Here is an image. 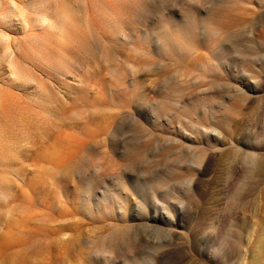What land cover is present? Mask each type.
<instances>
[{
	"label": "rangeland",
	"instance_id": "1",
	"mask_svg": "<svg viewBox=\"0 0 264 264\" xmlns=\"http://www.w3.org/2000/svg\"><path fill=\"white\" fill-rule=\"evenodd\" d=\"M212 1L221 15L209 14ZM14 5L0 17V30L49 63L44 73L64 77L66 85L49 105L51 115L35 111L30 95L44 92L38 77L15 74L0 42V96L20 88L29 101L16 109L0 97V264H264V238L259 248L246 244L264 214V52L256 50L264 49V0ZM42 12L60 29L46 28L48 34L38 22ZM184 16L203 24L187 29ZM229 31L231 70L222 75L213 70L208 45ZM243 73L263 80L249 89ZM108 122L121 124L115 136L127 143L109 141L105 152L97 139ZM124 144L138 152L128 161ZM180 180L187 182L174 184ZM170 228L182 235L176 246L164 242ZM229 228L246 231L233 248Z\"/></svg>",
	"mask_w": 264,
	"mask_h": 264
},
{
	"label": "bare ground",
	"instance_id": "2",
	"mask_svg": "<svg viewBox=\"0 0 264 264\" xmlns=\"http://www.w3.org/2000/svg\"><path fill=\"white\" fill-rule=\"evenodd\" d=\"M138 2V1H137ZM211 2V1H210ZM212 2H214V1H212ZM215 3V6L211 9V11H210V13L209 14H211V15H217V16H219V15H221V8H220V6H218L217 5V3L216 2H214ZM219 3V2H218ZM9 4L11 5H14V0H0V17L3 15V17H7V15H8V12L7 13H4V10L8 7H10L11 8V6H9ZM143 4V3H142ZM147 4V3H146ZM16 5V4H15ZM14 5V6H15ZM134 5V4H133ZM139 5H141V3L139 4ZM145 5V4H144ZM138 7V6H137ZM11 10H12V8H11ZM10 10V11H11ZM11 12H13V11H11ZM134 12H136V11H134ZM10 14V13H9ZM188 14V13H187ZM188 16V15H187ZM38 22L40 23V26L48 33V34H50L48 31H47V29H51V30H56V29H60L59 28V26H56L55 24H54V20H53V18H51V17H49L48 16V14L46 13L45 14V12H42V13H40V14H38ZM184 17H186V16H184ZM193 17H195V16H193ZM186 19H187V21H185L184 20V22L182 23V24H184L185 25V28H187V29H191L192 27H194V26H199L200 24H203V19H198V21L197 20H193L192 18L191 19H189V18H187L186 17ZM183 20V19H182ZM189 20V21H188ZM191 20H193V21H191ZM23 21H24V23H25V26H24V28L26 29V27L27 26H29V18H24L23 19ZM44 26H42V25ZM65 25V24H64ZM183 25V26H184ZM47 28V29H46ZM184 28V29H185ZM64 29V28H63ZM63 29H61V31H63ZM195 29V28H194ZM215 30V29H214ZM232 31H229V34H227V33H225V34H227L225 37H224V41L222 42V40L220 39V41L217 39V41H219L218 43L216 42V43H214V44H211V46H210V44L208 45V48H209V52H211V56H212V62H213V70H215V71H218L217 73H222V75H223V73L225 74L227 71H230L231 70V66H230V62H229V59L231 58V52L233 51L232 49H233V47L227 42V40L229 41V38H230V36L234 33V32H232ZM59 34H58V36L59 37H62L63 36V34H61V32H58ZM206 33V32H205ZM208 33V32H207ZM209 33H211L212 35H213V33H212V31L211 32H209ZM215 34H216V32H214ZM182 34V33H181ZM211 34H207V36H209L210 37V35ZM214 34V35H215ZM252 35V34H251ZM164 36V39L166 40V41H168V39L169 40H171L170 38H168V36H169V34L167 35V33H165V35H163ZM190 36V35H189ZM192 36L193 37H195V35H193L192 34ZM191 37V36H190ZM192 37V38H193ZM215 37H216V35H215ZM219 37V36H218ZM223 37V36H222ZM13 36H11V34L10 33H8L7 31H4V30H0V42L2 41V43H3V48H4V53L7 55V56H9V64L12 66V68L15 70L14 71V73L15 74H19L20 72H23V73H25L28 77H30V78H34V77H38V79L39 80H37V83H38V86H39V88H40V86L43 88V93L42 94H40V95H35V94H33V93H31V95H30V100L29 101H31V102H29V101H27V103L29 102V103H34L35 104V106L36 107H38V109L37 110H35V111H37V112H39L38 110L40 109L41 111L40 112H42V114H48V116L49 115H51V110L49 109V105L51 104V103H53L54 101H56V99H57V97H59V96H64V94H65V92H64V94H62L61 92V90L62 89H60V87H61V83H63V85H66V83L65 82H62L63 80V78L62 77H60L59 75H53V74H49V73H44V72H47L46 70H45V68H44V66H46V67H49L50 65H49V63H47L46 61L45 62H41V57H38V56H36V55H32V57L28 54V53H26L23 49H22V47H21V45L20 44H18V45H16L15 46V44H13ZM194 39V38H193ZM193 39H191V40H193ZM97 40V39H96ZM173 40H175V39H173ZM212 40V39H211ZM247 40V39H246ZM99 41V40H98ZM166 41H165V44H166ZM92 42V41H91ZM171 42V41H170ZM213 42V41H212ZM250 42V41H249ZM90 43V42H89ZM96 43V42H95ZM174 43V42H173ZM182 43V42H181ZM180 43V44H181ZM184 43V42H183ZM91 44V43H90ZM98 44V43H97ZM164 43H163V45H165ZM167 44H169V42L167 43ZM177 44H179V43H177ZM185 44V43H184ZM183 44V45H184ZM239 44V43H238ZM244 44V43H243ZM173 45V44H172ZM207 45V44H206ZM233 45V44H232ZM90 46V45H89ZM175 46V45H174ZM179 46V45H178ZM177 46V48L176 49H178L179 47L181 48L182 46H179L178 47ZM189 46V45H188ZM92 47V46H91ZM95 47V46H94ZM168 47H171L170 45H168L167 46V48ZM176 47V46H175ZM185 47V46H184ZM183 47V49H185ZM251 47V46H250ZM254 47V46H253ZM256 47H257V45H256ZM256 47L254 48V49H256ZM164 48H166V46L164 47ZM167 48H166V50H167ZM174 48V47H173ZM189 48V47H188ZM245 48V47H244ZM249 48V47H248ZM252 48V47H251ZM91 49V48H90ZM163 49V48H162ZM170 49V48H169ZM168 49V50H169ZM182 49V48H181ZM180 49V50H181ZM190 49V48H189ZM246 49V48H245ZM93 50V49H92ZM164 50V49H163ZM166 50H164L165 52H166ZM167 50V51H168ZM174 50H175V48H174ZM232 50V51H231ZM247 51H248V49H246ZM256 50H258V52H261L262 53V51L264 52V49H263V46H261V47H258V49H256ZM170 51V50H169ZM169 51H168V53H169ZM171 51H172V49H171ZM186 51V50H185ZM18 52H20V54H18ZM175 52H176V50H175ZM177 52H179V51H177ZM176 52V53H177ZM180 52H182V50L180 51ZM184 52V51H183ZM168 53H167V55H168ZM260 53V54H261ZM170 54V53H169ZM172 54V53H171ZM179 54H181V53H179ZM177 55V54H176ZM175 54H174V56H176ZM262 55H264V54H262ZM173 56V57H174ZM243 56V55H242ZM179 57H181V56H179ZM185 57V56H184ZM235 60V59H234ZM246 62H247V60H246ZM250 62V61H249ZM211 63V62H210ZM259 63H260V65H261V67H264V57L262 56L261 57V60L259 61ZM212 65V64H211ZM251 65V64H250ZM249 65V66H250ZM233 67V66H232ZM235 67V66H234ZM260 67V68H261ZM233 70H235V69H233ZM35 71L37 72V74H35ZM255 71V70H254ZM243 72V71H242ZM246 72H248V71H246ZM67 73H68V71H67ZM248 73H251V72H248ZM261 73V72H260ZM259 73V74H260ZM184 74V73H183ZM253 74H255L256 75V73H253ZM259 74H257L256 75V77H258V75ZM178 75V74H177ZM251 75H252V73H251ZM250 75V77L252 78V76ZM236 76V75H235ZM241 76V75H240ZM243 77H242V79H243V82L248 86V88L249 89H255V88H257V85H258V81H260L261 82V80H263L261 77H259V78H261V80H257L256 78H255V76H253V78H252V80H251V78H248L247 76H248V74L247 73H243V75H242ZM217 77V76H216ZM226 77V76H225ZM224 77V78H225ZM174 78V77H173ZM220 78V77H219ZM222 79V78H221ZM36 80V79H35ZM179 81V80H178ZM222 81H223V79H222ZM187 83V82H186ZM52 84V85H51ZM68 84V83H67ZM231 84H233V83H231ZM235 84V83H234ZM21 85V84H20ZM20 85H18V86H20ZM62 85V86H63ZM183 85V84H182ZM227 85V84H226ZM230 85V84H229ZM261 84L259 83V86H260ZM217 86V85H216ZM231 86V85H230ZM235 86V85H234ZM64 87V86H63ZM17 88V87H16ZM217 88V87H216ZM225 88V87H224ZM227 88H229V87H227ZM227 88H225V89H227ZM238 88V87H237ZM258 88H260V87H258ZM18 90H14L13 92L12 91H9V90H3L2 91V96H0V97H3L2 99H4V102L5 101H8V103H10V102H12L11 104H8V105H10V107H12V106H14L13 108H20V107H22L21 106V104H26V101L24 100V93H25V89L24 90H19L20 88H17ZM220 89V88H219ZM259 90V89H258ZM217 92V91H216ZM219 92V91H218ZM258 92V91H257ZM222 93V92H221ZM245 93V92H244ZM219 94V93H218ZM225 94V93H224ZM181 95V94H180ZM221 95V94H220ZM229 95V94H228ZM236 95V94H235ZM252 95V94H251ZM264 95V94H263ZM262 95V96H263ZM217 97H218V95H216ZM248 96V95H247ZM253 96V95H252ZM212 97H213V95H212ZM45 98H47V99H45ZM234 98V97H233ZM222 99V98H221ZM228 99V98H227ZM239 99V98H238ZM247 99V98H246ZM245 100V99H244ZM222 101H224V100H222ZM226 101V100H225ZM2 102V101H1ZM189 102V101H188ZM168 103V102H167ZM214 103V102H213ZM226 103V102H225ZM14 104V105H13ZM166 104V103H165ZM199 104V103H198ZM12 105V106H11ZM264 105V104H263ZM27 106V105H26ZM31 106H32V104H31ZM25 107V106H24ZM166 107V106H165ZM165 107H164V109H165ZM186 107V106H185ZM214 107H216V106H214ZM225 107V106H224ZM9 108V107H8ZM161 108V107H160ZM168 108V107H167ZM221 108H223V107H221ZM10 109V108H9ZM12 109V108H11ZM35 109V108H34ZM33 109V110H34ZM182 109V108H181ZM225 109H227L228 111H229V109L228 108H225ZM14 110V109H13ZM223 110V109H222ZM227 110H225V112L227 111ZM232 110V109H231ZM6 111V110H5ZM165 111V110H164ZM218 111V113L220 114V107H219V110H217ZM224 111V110H223ZM228 111L226 112V113H228ZM262 111V110H261ZM185 112V111H184ZM0 113H1V111H0ZM8 113V112H7ZM35 113V112H34ZM159 113H161V111L159 112ZM190 113V112H189ZM221 113H223L222 111H221ZM262 113H263V111H262ZM20 114V113H19ZM223 114H225V113H223ZM222 114V115H223ZM229 115V114H228ZM261 116V115H260ZM36 117V116H35ZM43 117V116H42ZM215 117V116H214ZM218 117V116H217ZM216 117V118H217ZM220 117H224V118H221V120H220ZM219 117V120L222 122V121H224L223 119H225L226 117H227V115H226V117L225 116H220ZM13 118V117H12ZM229 118V117H228ZM19 119V118H18ZM215 119V118H214ZM227 119V118H226ZM218 119H216L215 121H217ZM20 121V120H19ZM213 122H215L214 120H212ZM211 121V122H212ZM30 122V121H29ZM212 122V124L214 125V124H216V123H221V122H216V123H213ZM225 122V121H224ZM18 123V122H17ZM118 124V123H117ZM13 125V124H12ZM212 125V126H213ZM217 125H220V124H217ZM4 126V125H3ZM179 126V125H178ZM216 126V125H215ZM23 127V126H22ZM218 127V126H217ZM262 127V126H261ZM21 128V127H20ZM212 128V130H213V128L214 127H211ZM178 129V128H177ZM181 129V128H180ZM217 129V128H216ZM262 129V128H261ZM179 130V129H178ZM121 131V124L119 123L118 125H115L114 123H111V122H108L107 124H105V126H104V128H103V130H102V135H101V137L99 138V139H97L98 141H97V143L99 142V144L100 143H102L103 144V146L102 147H104V149L102 150V151H105L106 149V146H105V144L107 143V142H109V141H112V142H116V140H120L122 143H127V141H125L124 140V138L125 137H121V139L119 138V136H118V138L115 136V134L117 133V132H120ZM200 131H207L206 130V128H204V127H200ZM217 131V130H216ZM122 132V131H121ZM184 132V131H183ZM206 133V132H205ZM120 134V133H119ZM188 134V133H187ZM184 135V134H183ZM96 141V140H95ZM195 141H196V139H195ZM192 142H193V140H192ZM199 142V141H198ZM202 142V141H201ZM111 143V142H110ZM130 143V142H129ZM97 145V144H96ZM109 145V144H108ZM186 145V144H185ZM191 146H192V144H190ZM189 146V145H188ZM193 146H195V145H193ZM260 146V145H259ZM181 148V147H180ZM189 148H190V146H189ZM89 148H87V150H88ZM123 149L124 150H121L122 152H121V154H122V157L123 158H127V161H128V159H129V157L132 159L133 158V156H135V155H137V149H135V148H128V147H126L125 146V144H124V146H123ZM186 149H188V148H186ZM192 149V148H191ZM194 149V148H193ZM244 149V148H243ZM138 151H140V150H138ZM186 151V150H185ZM191 151H193V150H191ZM242 151V150H241ZM82 153H86L87 151H86V145H84L83 146V149H82V151H81ZM106 152V151H105ZM162 152V151H161ZM240 152V151H239ZM238 153V152H237ZM102 154V153H101ZM245 154V153H244ZM85 155V154H84ZM241 155H242V153H241ZM240 156V155H239ZM249 156V155H248ZM256 156V155H255ZM242 157H243V155H242ZM253 157H254V155H253ZM122 158V159H123ZM137 158H139V157H137ZM237 158V157H236ZM244 158V157H243ZM246 158H251L250 156L249 157H246ZM130 159V160H131ZM136 159V158H135ZM256 159V158H255ZM255 159H254V162H255ZM241 157H239V162H241ZM247 160V159H246ZM262 160V159H261ZM235 161V160H234ZM250 161V160H249ZM252 162V158H251V161L249 162V163H251ZM261 162V161H260ZM241 163H243V162H241ZM246 163V162H245ZM259 163V162H258ZM82 164V163H81ZM183 164V163H182ZM252 164V163H251ZM255 165H258L256 162L254 163ZM260 164V163H259ZM247 165H248V163H247ZM259 166V165H258ZM261 166V165H260ZM259 166V167H260ZM81 167V166H80ZM244 167H246V166H244ZM243 167V168H244ZM258 167V168H259ZM262 167H263V165H262ZM243 168H241V169H243ZM248 168H250V166L248 167ZM256 168V166L254 167V169ZM257 168V169H258ZM178 169V168H177ZM181 169V168H180ZM237 169V168H236ZM235 169V170H236ZM245 169H247V168H245ZM252 169V167L250 168V170ZM260 169H262V168H259V170ZM249 170V169H248ZM248 170H244V171H242L243 173L245 172H247L248 173ZM258 170V171H259ZM175 171V170H174ZM179 171V170H178ZM252 171V170H251ZM262 171V170H261ZM177 172V171H176ZM173 173H175V172H172V177L173 176H175V174H176V177H177V173H175L174 175H173ZM239 173V172H238ZM242 173V174H243ZM251 173H253V172H251ZM258 173V172H257ZM259 173H260V171H259ZM263 173V172H262ZM239 175V174H238ZM250 175V174H249ZM253 175V174H252ZM171 177V178H172ZM176 180H178V179H176ZM184 182H187V181H184V180H180V181H176L174 184L176 185V184H179V183H184ZM138 183V182H137ZM144 183V182H143ZM143 183H139V184H142L141 186H144V184ZM192 183V182H191ZM156 184V183H155ZM229 184V183H228ZM146 188H147V186H146ZM152 188V187H151ZM3 189V188H2ZM148 190V189H147ZM152 190H154V189H152ZM3 190H1L0 189V197H4L5 195H4V193L2 192ZM144 192V191H143ZM110 196V195H109ZM233 196V195H232ZM237 196V195H236ZM105 197H106V194H105ZM108 197V196H107ZM234 198V197H233ZM110 199V198H109ZM148 199V198H147ZM147 199H145L146 201H147ZM108 201V200H107ZM145 202V201H144ZM261 204V203H260ZM184 209V208H183ZM239 210V209H238ZM262 211V210H261ZM179 213H180V209H178L177 210V212H176V215H177V217H179ZM243 213V212H242ZM255 213V212H254ZM262 213H263V211H262ZM261 213V214H262ZM263 216H262V218H264V214H262ZM223 216V215H222ZM255 216V215H254ZM257 216V215H256ZM258 217H261V215L259 216L258 215ZM232 217H230L229 219H231ZM252 218V217H251ZM262 218H260V220L262 219ZM247 219H248V217H247ZM259 219V218H258ZM227 220V219H226ZM238 220H240V219H238ZM241 220H242V218H241ZM246 219H244V221H245ZM259 220V221H260ZM223 221V220H222ZM229 221V220H228ZM234 220H232V224L235 222H233ZM237 221V220H236ZM251 221V220H250ZM256 221V220H255ZM259 221H256V226H254L255 228V233H254V230L252 231L253 233H254V236H252V235H247V237H251L252 236V240H251V238L249 239V241H248V243H246V244H248L247 246H248V249L249 248H255L256 249V246H257V244H258V248H259V242H260V240L261 239H259V237H263L264 238V225H262L264 222V220H261V223L259 222ZM247 222V221H246ZM218 223V222H217ZM242 223V222H241ZM254 223V222H253ZM259 223V225H257ZM222 224V223H221ZM225 224H226V222H225ZM224 224V225H225ZM236 224V223H235ZM245 223H243L242 225L244 226V228L246 227L245 225H244ZM215 225V224H214ZM223 225V226H224ZM237 225H238V223H237ZM236 225V226H237ZM242 225H241V227H242ZM251 225V224H250ZM262 225V226H261ZM150 227H152L153 229H155L156 227L157 228H160V226H157V225H152V224H150L149 225ZM220 227H221V225H219ZM219 226H217V228H216V232H218L219 231V229H220V227ZM227 226V225H226ZM226 226H225V228H226ZM235 226V225H234ZM239 226H240V223H239ZM238 226V227H239ZM252 226V225H251ZM260 226H261V228H260ZM162 228V227H161ZM161 228H160V230H161ZM250 227H249V225H248V227H247V230L249 229ZM151 229V228H150ZM173 229V228H172ZM171 228H170V230L169 231H167L166 233H165V236H164V242L165 243H167V244H169V245H175L176 246V244L178 245V241H180L181 239H182V235H180L181 233H179V231L178 230H172ZM175 229V228H174ZM223 229V228H222ZM230 229V228H229ZM251 229V228H250ZM168 230V229H167ZM224 230V229H223ZM223 230H221V232L223 231ZM225 230H228V229H225ZM245 230H246V228H245ZM245 230H243V229H237V230H235V229H233V228H231L230 229V231H229V233L226 231V234H229L228 235V242H230V244H229V247L232 245V243L234 242V238H238V239H240V241H241V239L243 240V238H242V236L244 235L243 233L244 232H246ZM157 231V230H156ZM225 232V231H224ZM249 233H250V231H249ZM218 234V233H217ZM221 233L219 232V235H220ZM225 234V233H224ZM223 234V235H224ZM226 234L224 235L225 237H226ZM247 234V233H246ZM222 235V234H221ZM217 236V235H216ZM216 236H215V238H216ZM223 236V237H224ZM245 236V235H244ZM243 236V237H244ZM220 237V236H219ZM222 237V236H221ZM247 237H246V240H247ZM236 238V239H237ZM180 239V240H179ZM225 239V238H224ZM9 240V239H8ZM251 240V241H250ZM227 241V239L225 240V242ZM237 241V240H236ZM235 241V242H236ZM227 242V243H228ZM232 242V243H231ZM234 242V243H235ZM181 243H182V241H181ZM180 243V244H181ZM261 243H262V240H261ZM6 244V243H5ZM153 244V243H152ZM167 244H165V245H167ZM226 244V243H225ZM237 244V243H236ZM262 245V244H261ZM225 246V245H224ZM156 247V246H155ZM167 247V246H166ZM170 247V246H169ZM245 247H246V245H245ZM174 248H176V247H174ZM232 248H233V245H232ZM171 249V248H170ZM173 249V248H172ZM246 249H247V247H246ZM164 250V249H163ZM166 250V249H165ZM239 250V249H238ZM250 250V249H249ZM253 250V249H252ZM259 250V249H258ZM152 251V250H151ZM169 252H171V251H169ZM235 253V252H234ZM252 253V252H251ZM153 254V253H152ZM249 254V253H248ZM256 254H258L257 252H256ZM261 254V253H260ZM163 255H165V254H160L159 256L160 257H162ZM232 255V254H231ZM252 255V254H251ZM254 255H255V251H254ZM151 257V256H150ZM252 257V256H251ZM254 257H256V256H253L252 257V259L254 258ZM165 258V257H164ZM247 258V257H246ZM154 260V259H153ZM250 260V263L249 264H259L258 263V261L259 260H257L256 261V259H253V260H251V259H249ZM248 260V261H249ZM152 261V260H151ZM248 261H246L245 263L246 264H248ZM153 262V261H152ZM163 264V263H162Z\"/></svg>",
	"mask_w": 264,
	"mask_h": 264
}]
</instances>
